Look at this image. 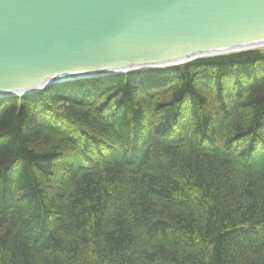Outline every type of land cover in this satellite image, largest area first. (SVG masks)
<instances>
[{"label":"trees","instance_id":"obj_1","mask_svg":"<svg viewBox=\"0 0 264 264\" xmlns=\"http://www.w3.org/2000/svg\"><path fill=\"white\" fill-rule=\"evenodd\" d=\"M0 264H264V51L0 99Z\"/></svg>","mask_w":264,"mask_h":264},{"label":"water","instance_id":"obj_2","mask_svg":"<svg viewBox=\"0 0 264 264\" xmlns=\"http://www.w3.org/2000/svg\"><path fill=\"white\" fill-rule=\"evenodd\" d=\"M264 47V0H0V99Z\"/></svg>","mask_w":264,"mask_h":264},{"label":"rangeland","instance_id":"obj_3","mask_svg":"<svg viewBox=\"0 0 264 264\" xmlns=\"http://www.w3.org/2000/svg\"><path fill=\"white\" fill-rule=\"evenodd\" d=\"M261 50H263V51H264V48H262Z\"/></svg>","mask_w":264,"mask_h":264}]
</instances>
